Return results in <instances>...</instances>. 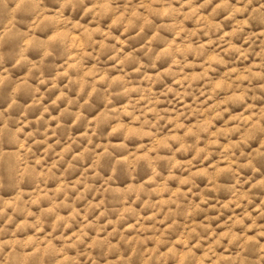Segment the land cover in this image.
<instances>
[{
    "label": "clouds",
    "instance_id": "1",
    "mask_svg": "<svg viewBox=\"0 0 264 264\" xmlns=\"http://www.w3.org/2000/svg\"><path fill=\"white\" fill-rule=\"evenodd\" d=\"M0 264H264V0H0Z\"/></svg>",
    "mask_w": 264,
    "mask_h": 264
}]
</instances>
